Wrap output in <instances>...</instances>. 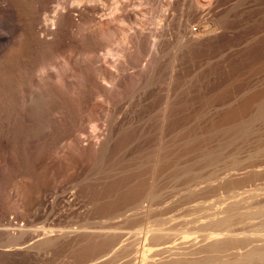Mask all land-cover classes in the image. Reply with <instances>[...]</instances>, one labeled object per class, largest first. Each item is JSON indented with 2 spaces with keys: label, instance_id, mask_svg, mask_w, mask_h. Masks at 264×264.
I'll return each instance as SVG.
<instances>
[{
  "label": "rangeland",
  "instance_id": "374dc122",
  "mask_svg": "<svg viewBox=\"0 0 264 264\" xmlns=\"http://www.w3.org/2000/svg\"><path fill=\"white\" fill-rule=\"evenodd\" d=\"M25 1L28 3L22 1L20 4L23 5L22 10L27 8L32 16H36L35 21L31 18L30 27L35 22L34 29L43 28V15L45 12L54 13L52 10L57 0H47L50 3H45L46 0ZM103 1L108 4L113 0ZM207 1L198 6L193 0H120L122 11L119 10L115 16L106 15L101 2L96 5L98 8L92 9L88 2L87 6L84 1H71L69 8L61 12V20L66 18L65 23L64 20L60 23V20L52 25L53 28L50 25L51 30L61 28L59 34H63L62 38L58 30L55 33L62 41L57 45L58 38L53 34L42 38L41 43L49 45L47 40L53 39V46H59L53 48L54 54L56 50L61 52L63 47L64 52H57L56 57L53 54L48 62L46 57V63L42 62L43 59L39 58L41 62L35 59L32 66L45 71L49 77L52 75L50 79H54L53 82L59 80L67 92L65 97L74 94L75 98H72L76 102L71 97L70 100L76 104L75 108L69 103L64 104L70 107L68 110L63 108L65 120L61 152L56 146L48 150L50 154L47 152L51 156H48L47 182L25 163L16 177L17 182L13 180L15 186L10 184L16 193L15 199L9 201L6 191H0V264H152L151 260L153 264H163V257L171 261L167 264H172L173 259L169 258L176 259L178 254V258L184 257L186 264L185 259H192L190 263L193 261L194 264H206L208 260L207 264H233L236 256L238 264L244 254H248L244 261L251 255L253 246L259 247L257 250L264 246V0ZM27 11L25 14H30ZM4 14L0 12V27L8 29L11 23ZM40 14H43L41 18ZM37 17L41 25H36ZM86 18L92 19L93 23ZM85 23L87 26L84 28ZM97 27L111 28L114 39H110L113 41L110 47L127 48L128 57L121 59L115 56L121 60L116 62L117 58H114L113 65V54V57L107 56L100 49L106 39L98 37ZM70 32L74 37H70ZM125 34L131 35L129 43L125 41ZM64 37L67 43L73 39L75 45L73 42L68 45ZM65 43L70 50L67 45L60 46ZM42 45L38 46L42 48ZM21 59L15 58L13 64L9 63L11 66L8 65L7 69L11 70L8 69V76L5 72L6 79L10 81L8 84H13L16 79L20 81L18 76L25 72L24 65L23 68L16 62H21ZM27 73L23 75L27 76ZM102 73L108 80L102 78ZM15 85H9L10 89L17 88L19 92L21 85ZM69 96L65 99L68 100ZM74 109L77 110L73 112ZM74 113L77 117L72 118ZM51 115L55 117V114ZM74 118L77 120L73 123ZM52 164L56 165L55 173ZM49 169L51 177H58L62 182L58 183L54 178L50 180ZM59 170L60 175L57 174ZM155 175L160 176L159 181ZM148 183H151V188ZM146 189L149 193L144 195ZM152 190L160 194L156 196L158 198ZM226 208L232 209L229 211L232 217L226 211L230 209ZM222 209L225 214H219ZM226 214L232 219L226 222L229 224L230 221L232 225H226L234 229L236 236H229L232 240L224 239L227 242L218 241L225 244L217 247L221 244L215 245L213 242L216 241L204 239L205 234L211 224H219L218 216L223 219ZM146 218L152 220L149 222ZM212 219H215L213 223ZM207 221H211L210 225ZM205 222L207 226L202 225ZM147 223L153 225L148 226ZM201 225L202 230L203 226H209L203 230V233L207 231L202 237L204 240L200 237L201 234L203 236L199 230ZM219 225L213 228L224 233L228 230L233 232L228 228L222 230L224 227ZM226 225L223 224L228 227ZM154 227L157 228L154 230L167 227L165 232L171 235L170 240L173 233L180 235H173L171 243L168 238H165L167 243L162 239L167 249L174 248L165 253V243L159 241V245L154 238L151 239ZM180 228L190 232L189 238L184 237L185 233ZM145 231L148 235L144 234ZM193 236L196 237L193 239ZM10 237H16L13 238L17 239L14 240L16 243L25 244L6 246ZM150 240L158 243L156 246L151 244L153 249L149 247ZM123 246L125 255L122 250L119 252ZM125 246L132 251L134 248V251L140 250V254L130 250L126 255L129 249ZM160 248H164L162 252ZM152 250L154 255L148 254ZM160 252L163 254L161 257ZM258 253L254 257L253 252L250 256L253 261L247 263L264 264V255L260 259ZM142 254L143 260L148 254L146 263L141 258ZM240 256L241 260L238 259ZM181 258L179 261L183 262ZM227 259L233 262L229 260L228 263ZM176 262L179 264L177 259Z\"/></svg>",
  "mask_w": 264,
  "mask_h": 264
},
{
  "label": "bare ground",
  "instance_id": "6f19581e",
  "mask_svg": "<svg viewBox=\"0 0 264 264\" xmlns=\"http://www.w3.org/2000/svg\"><path fill=\"white\" fill-rule=\"evenodd\" d=\"M19 1V0H0V12H1V14L2 13H5L4 15L6 16L5 17V19L7 20V18L9 19L8 21L11 23V27L9 28V27H7L8 29H6V28H2V27H0V191H1V193L3 192V191H6L5 192V195L7 196L6 198L10 201V200H13V199H15L14 197H16V196H14V195H16V193L14 194L13 192V187L15 186H13V180H14V183H16L17 182V180H18V178H16L17 176H18V173H20L19 171L20 170H22L23 169V167H22V164H24L25 165V163H26V165H28V167H30V168H32V170L33 171H35L37 174H38V176H40V177H44L43 178V180L45 181V176H46V174L49 172L48 171V168H49V162H48V153L50 154L51 152H48V150L51 148V147H53V148H55L54 146H56V147H58L59 149L61 148V145L60 144H62L61 142H63L62 140H63V135H62V129H63V125L62 124H64V120H65V117H63L64 115H65V112L63 111V108L65 109L66 107L64 106V104H66V105H69L70 104V106H75L74 105V103L76 102L73 98H75V95L73 94V93H71V94H73L72 96H73V98H72V96H69V95H67V96H69V99L68 100H66L68 97L66 96L65 97V95H66V93H65V89L64 88H62L61 87V84L59 83V80L58 81H56V82H53L52 80H54V79H50L51 78V76L49 77V75H46L44 72L45 71H43V70H41V69H39V68H37L36 66H32L34 63H35V59L37 60L38 59V61L39 62H41V60H42V62L44 61V63H46V61H47V59H49V58H51L52 56H53V54H54V52H55V50H53V48L54 49H56L55 47H57V46H53V44H55L54 43V41H53V39H50V40H47V41H49V45H47L48 43L47 42H45L44 40H46V39H43V41L45 42L44 44L43 43H41L42 42V38H48V36L50 35V37H51V35H53L54 34V36H55V31L56 30H58V28L57 29H53V30H51V27H50V25L52 26V25H56V23H57V21H60L61 20V17H62V14H61V12H63L62 10L63 9H66L68 6H70V2L72 1V3H80V2H85L86 4H87V6H88V3H90L91 4V7H92V9H96V5H100L99 3L101 2L102 4H101V6H103L104 8H106V15L108 14V15H114L115 16V13H117V12H119V10H121L122 9V7H121V2H120V0H113L112 2H109V3H111V4H107V3H105L103 0H57V2H54V3H56V7H55V11L54 10H52L54 13H50V14H54V15H50V14H46V12L44 13L45 15H43V18H42V22L44 23L43 24V28L41 27V28H39L38 29V27H37V29H34V24H35V22H33L34 24H32L33 26V28L32 27H30L31 25H30V23H31V18L32 19H34L35 17L34 16H32V14L29 12V11H27L26 9H24L23 8V10H22V8H21V6H23V5H20V4H23L22 3V1L23 2H25L26 4L28 3V2H26L25 0H20L19 2H21V3H19V5H18V3L17 2ZM28 1V0H27ZM45 1V0H44ZM53 0H51V2H52ZM191 1V0H190ZM194 1V3H195V5H204L203 3H205V1H207V0H193ZM212 1V0H211ZM48 1L46 0L45 1V3H47ZM88 2V3H87ZM207 2H209V1H207ZM48 3H50V2H48ZM54 3H53V5H54ZM98 3V4H97ZM52 4V3H51ZM81 4H83V3H81ZM193 4V3H192ZM47 6H48V4H46ZM52 5V6H53ZM73 5V4H72ZM76 5V4H75ZM194 5V6H195ZM27 5H24V7H26ZM46 6V7H47ZM51 5H49V8H52V7H50ZM55 6V5H54ZM80 6V5H79ZM83 6V5H82ZM86 6V5H85ZM96 6V7H95ZM198 6L196 7V8H198ZM45 7V8H46ZM72 7V6H71ZM77 7H78V5H77ZM76 7V8H77ZM90 7V8H91ZM191 7H193V5L191 6ZM45 8H44V10H45ZM49 8H48V12H49ZM69 8V7H68ZM79 8V7H78ZM98 8V7H97ZM71 9V8H70ZM75 9V8H74ZM73 8L71 9V10H73V11H75ZM47 10V9H46ZM29 12L30 14H25V12ZM51 11V10H50ZM77 11V10H76ZM93 11V10H92ZM109 13H108V12ZM122 11V10H121ZM44 12V11H43ZM43 12H41V13H43ZM65 13V12H64ZM70 14V12H67L66 11V14ZM26 15H28V16H31V17H29L28 18V16H26ZM41 14L39 15V17L40 16H42ZM105 15V14H104ZM66 16V15H65ZM0 17H2V16H0ZM4 17V16H3ZM39 17H37L38 19L36 20V25L39 23L40 25H41V20H40V18ZM66 17H68V15L66 16ZM93 17V16H92ZM4 19V20H5ZM87 19V18H86ZM31 20V21H30ZM38 20H40V22H37ZM64 20V19H63ZM63 20H61L60 21V23L61 22H63ZM65 20H66V18H65ZM65 20H64V23H65ZM68 20V19H67ZM88 21L89 20H91V22L90 23H93L92 22V19H87ZM87 20H84V21H86V23H87ZM95 20V18L93 19V21ZM33 21H35V19L33 20ZM69 21V20H68ZM96 21V20H95ZM5 23H6V21H4ZM3 22V23H4ZM30 22V23H29ZM8 23V22H7ZM6 23V24H7ZM60 23H58L57 25H59ZM69 23V22H68ZM84 24L83 26H84V28L87 26V24ZM89 23V22H88ZM96 23V22H95ZM0 24H1V18H0ZM102 24V23H101ZM159 24H161V23H159ZM66 25V24H65ZM65 25H63V29H64V27H65ZM2 26V25H1ZM5 26V25H4ZM47 26H48V28H47ZM60 26H62V25H60ZM69 26V25H68ZM93 26V25H92ZM97 26V25H96ZM40 27V26H39ZM57 27H59V26H57ZM89 27H90V25H89ZM88 27V28H89ZM35 28H36V26H35ZM52 28H53V26H52ZM60 28V27H59ZM92 28V27H91ZM94 28V27H93ZM206 28H207V25H206ZM61 29V28H60ZM59 29V30H60ZM66 29V28H65ZM205 29V28H204ZM59 30H58V34H59ZM68 30H69V27H68ZM67 30V31H68ZM94 30V29H93ZM61 31V30H60ZM66 30L64 31V32H67ZM95 32L97 33V35H98V37L99 36H101V38L103 39H106V42L105 43H103L101 46H100V49L102 50V51H104V53H105V55H110V57H113V61H111V63L114 65V61H116V62H118V61H120L122 58H127L128 57V53H127V55H126V49L127 48H125V47H123L122 49L123 50H120L121 49V47H115V45L113 46L114 47V49H112L113 47H110V46H112L111 44H113V41H111L110 42V39L111 40H113L114 38V36H112V34L114 35V33H113V30L111 29V28H108V27H105V28H101V27H97L96 28V30H95ZM61 33V32H60ZM62 33H63V30H62ZM68 33H69V31H68ZM91 33H93V32H91ZM67 34V33H66ZM65 33H64V35H66ZM93 34H95V33H93ZM92 34V35H93ZM60 36V38H62L61 37V35H63V34H59ZM69 35V34H68ZM71 35H73L71 32H70V37L72 38V37H74V36H71ZM95 36V35H94ZM56 38H58V41H56V43H57V45H58V42L59 41H62L59 37H58V35L56 34V36H55ZM66 37V36H65ZM64 37V38H65ZM68 37V36H67ZM66 37V38H67ZM76 37V36H75ZM66 38H65V42H66ZM69 38V37H68ZM124 38V37H123ZM187 38V37H186ZM55 39V38H54ZM60 39V40H59ZM53 41V42H50V41ZM57 40V39H56ZM71 40V42H69V43H71L72 44V42H73V44L75 45V41L73 40V39H70ZM73 40V41H72ZM123 40V39H122ZM130 40H131V35L130 34H125V41L126 42H130ZM68 41V40H67ZM110 42V44H109V42ZM192 41V40H191ZM108 42V43H107ZM62 43V42H61ZM60 43V44H61ZM64 43V42H63ZM67 43V42H66ZM62 44V45H60V46H63V45H65V47H66V45L68 44V45H70L69 43H67V44ZM43 44V45H42ZM52 46H51V45ZM77 44H78V42H77ZM77 44H76V46H77ZM116 44V43H115ZM38 45H40V47H41V45H42V48H40ZM67 45V49H68V47H70V46H68ZM72 46V47H75V46ZM184 45V44H183ZM185 45H187V44H185ZM36 46H38V49H40V54H39V52H36L37 50H36ZM36 47V48H35ZM59 47V46H58ZM57 47V48H58ZM64 48V47H63ZM62 48V49H63ZM76 48V47H75ZM75 48H73V49H75ZM42 49V50H41ZM62 49H60V51L62 52ZM66 49V48H65ZM68 50H70V48L68 49ZM68 50H66V53H68ZM58 53H61V52H59V50H56ZM56 52V55L58 54ZM64 52V51H63ZM62 52V53H63ZM71 52H72V50H71ZM114 52V53H113ZM36 53H38L39 55H37ZM61 53V54H62ZM73 53V52H72ZM71 53V54H72ZM112 54H113V56H112ZM38 57H37V56ZM41 55V56H40ZM49 55H51L50 57H49ZM56 55L54 54V56L56 57ZM64 55H65V53H64ZM104 55V54H103ZM40 56V57H39ZM53 56V57H54ZM70 56V55H69ZM115 56H119L121 59L119 60V58H117V57H115ZM37 57V58H36ZM42 57V58H41ZM46 57H48V58H46ZM58 57V56H57ZM73 57V56H72ZM71 57V58H72ZM176 57V56H175ZM15 58H17V59H19L20 60V58H23V60L20 62L19 60H16V62H18L19 63V65H21L22 67H23V65H24V67H25V72L24 71H22L23 69L21 68V66H20V69H22L21 70V72H24V73H26L27 71H28V73H27V76H28V78L27 79H25V80H23L24 78H26L27 76H25V75H23L24 73H22V74H20V76H18L19 77V79L18 80H20V81H17V79H16V81H17V83L19 84V85H21V87L19 86L18 88H21V89H19V92H18V89L16 88V90H17V94H15L16 93V90H12V89H10V86H12V87H14V85L16 84L17 85V83H16V81H12V83L13 84H11V83H9L8 84V82H10V81H8V78L6 79V76H5V72H7V76H8V69H10L11 70V68H8L7 69V67H8V65L9 66H11L9 63H12L13 64V61L12 60H14ZM41 60H40V59ZM46 58V61L44 60ZM114 58L116 59V60H114ZM53 59V58H52ZM175 59V58H174ZM50 60V59H49ZM48 60V61H49ZM126 62L128 61V59H124ZM173 60V59H172ZM172 60H171V62H172ZM12 61V62H11ZM47 61V62H48ZM52 61V60H51ZM34 62V63H33ZM54 62V61H53ZM115 62V63H116ZM129 62V61H128ZM127 62V63H128ZM20 63H23V64H20ZM17 64V63H16ZM42 63H40V65H41ZM35 65V64H34ZM36 65L38 66L39 65V63H36ZM172 65V64H171ZM170 65V66H171ZM176 65V64H175ZM173 66H174V64H173ZM23 67V68H24ZM39 67H41V66H39ZM42 67H44V64H42ZM112 67V66H111ZM17 68V67H16ZM35 68H37V69H35ZM7 69V70H6ZM10 70H9V73H10ZM27 70V71H26ZM48 70V69H47ZM30 73V74H29ZM48 73V72H47ZM22 75L24 76L23 78H22ZM104 75H106V74H103L102 73V78H105L106 76H104ZM22 80H21V79ZM54 78V77H53ZM108 80V78L106 77L105 78V80ZM56 80H57V78H56ZM8 81V82H7ZM24 81V82H23ZM22 84H21V83ZM169 83V82H168ZM175 84V83H174ZM10 85V86H9ZM15 85V86H16ZM172 86H173V84H172ZM74 87V86H73ZM168 88H169V85H168ZM75 89H76V87H75ZM77 90V89H76ZM14 91H15V93H14ZM169 92V91H168ZM76 93V92H75ZM97 94V93H96ZM99 94V93H98ZM97 94V95H98ZM100 95V94H99ZM167 96H169V94H167ZM72 98V100H74L75 102L73 103L72 102V100H70L71 98ZM66 98V99H65ZM170 98H172V97H170ZM70 100V102H68ZM165 100H167L166 98H165ZM166 102V101H165ZM164 102V103H165ZM67 103H69V104H67ZM168 103V102H167ZM173 103V102H172ZM76 104V103H75ZM69 106V107H70ZM165 106V105H164ZM69 107H67V109L66 110H68L69 109ZM163 107V106H162ZM73 108H75V107H73ZM76 108H77V106H76ZM71 109V108H70ZM172 109V108H171ZM77 109H74V111L73 112H75ZM170 110V109H169ZM62 111L64 112V113H62ZM71 111H72V109H71ZM70 111V112H71ZM162 111V110H161ZM166 111V110H165ZM172 111V110H171ZM78 112V111H77ZM170 112V111H169ZM51 114H55L54 116L55 117H53ZM62 114H64L63 116H62ZM164 115H165V112L163 113ZM163 114L161 115V116H163ZM71 115V114H70ZM49 116H51V117H53L54 118V120L51 118V117H49ZM77 117V115H76V113H74L73 114V116H72V118L73 117ZM160 116V117H161ZM164 117V116H163ZM163 117H162V121H163ZM52 119L53 121H52V124L50 123L51 121H50V119ZM64 118V119H63ZM70 118H71V116H70ZM72 118H71V120H72ZM168 118V117H167ZM76 118H74L73 120L74 121H71V122H75L76 120H75ZM91 119V118H90ZM170 120V119H169ZM164 121H165V117H164ZM63 122V123H62ZM54 123V124H53ZM72 123V124H73ZM91 123V122H90ZM162 123V122H161ZM160 123V124H161ZM167 123V125H168V122H166ZM96 124V123H95ZM74 125H77V124H74ZM162 125V124H161ZM164 125V124H163ZM159 126V125H158ZM75 127V126H74ZM93 129V128H92ZM160 129V128H159ZM159 131V130H158ZM76 132V131H75ZM163 132V131H162ZM159 135V137H160V133L158 134ZM163 135H165V134H163ZM63 136V137H62ZM159 137H158V139H159ZM163 137V136H162ZM162 137H161V139H162ZM165 139V138H164ZM164 139H163V141H164ZM159 141V140H158ZM160 144H161V142H160ZM157 146V145H156ZM159 146V145H158ZM157 146V147H158ZM160 147H161V145H160ZM162 147H164V145L162 146ZM156 149H158V148H156ZM165 149V148H164ZM163 149V150H164ZM52 150V149H51ZM57 150V149H56ZM161 150H162V148H161ZM50 151V150H49ZM53 151H54V149H53ZM58 151V150H57ZM158 151V150H157ZM156 151V152H157ZM48 152V153H47ZM55 152V151H54ZM60 152H61V149H60ZM155 152V153H156ZM159 152H161V151H159ZM158 152V153H159ZM163 152V151H162ZM164 153H165V150H164ZM154 154V153H153ZM157 154V153H156ZM58 155V154H57ZM161 155H164V154H161ZM49 157H51V156H49ZM159 157H160V155H159ZM153 158H155V155L153 156ZM163 158H164V156H163ZM54 159V158H53ZM155 161H156V158L154 159ZM153 160V161H154ZM161 160H162V158L159 160L160 162H161ZM49 161H50V159H49ZM53 161V160H52ZM154 161V162H155ZM56 162H57V159H56ZM58 162H59V160H58ZM57 162V163H58ZM157 162H158V160H157ZM51 163H53V162H51ZM57 163H54V164H56L57 165ZM159 163V162H158ZM60 164V163H59ZM160 164V163H159ZM159 164H158V167H159ZM56 165H54V166H56ZM156 165V164H155ZM53 166V164L51 165V167ZM53 166V167H54ZM21 167H22V169H21ZM27 167V168H28ZM51 167H50V169H51ZM60 167V166H59ZM25 168V167H24ZM49 169V170H50ZM54 169H55V171H54V173L56 172V168L54 167ZM57 169H59L58 167H57ZM53 170V169H52ZM155 170H156V168H155ZM58 173L57 174H59V173H61L60 172V170L59 171H57ZM157 172H158V170H157ZM35 173V174H36ZM50 173H51V175L49 174V176L51 177L52 176V171L50 170ZM53 173V174H54ZM156 173V172H155ZM56 174V175H57ZM158 174V173H157ZM20 175V174H19ZM55 175V174H54ZM55 175V176H56ZM60 175V174H59ZM48 175H47V177H49ZM61 176H62V174H61ZM152 176V175H151ZM156 176V175H155ZM158 176V177H157ZM156 177H157V179L160 177L159 175H157ZM39 177V178H40ZM46 177V179H48ZM16 178V179H15ZM42 178H40V179H42ZM53 178H54V176H53ZM52 177H51V179L50 180H52L53 179ZM59 178H60V176H59ZM154 178V177H153ZM54 179H57V181H59L58 180V177L56 178H54ZM150 179H151V177H150ZM156 179V180H157ZM42 180V181H43ZM155 180V179H154ZM160 180V178L158 179V181ZM12 181V182H11ZM56 181V180H55ZM45 182H47V181H45ZM52 182V181H51ZM60 182H62L61 180L58 182V183H60ZM148 182H150V181H148ZM161 182V181H160ZM56 183V182H55ZM147 183V182H146ZM10 184H12V186L13 187H11V185ZM52 184H53V182H52ZM57 184V183H56ZM149 184V183H148ZM151 184V183H150ZM150 184L149 185H147V186H149L150 187ZM156 184V183H155ZM160 184V183H159ZM158 184V185H159ZM48 185V187L50 188V184H47ZM47 185H45V186H47ZM58 185V184H57ZM56 185V186H57ZM59 185H62V183L61 184H59ZM157 185V184H156ZM157 185V186H158ZM161 185V184H160ZM40 186H42V183H41V185ZM44 186V187H45ZM52 186V185H51ZM53 186H55V184H53ZM156 186V187H157ZM48 187H46L47 188V191H50L49 190V188ZM74 187V186H73ZM149 187H146V188H149ZM151 188V187H150ZM150 188H149V190H150ZM158 188V187H157ZM156 188V189H157ZM160 188V187H159ZM43 189V188H42ZM52 190H53V188H51ZM152 189H153V187H152ZM156 189H154L155 191H157ZM44 190H45V188H44ZM54 190H56V188L54 189ZM147 190L148 189H146V193L144 194V195H146L147 193H149V192H147ZM161 190V189H160ZM145 191V190H144ZM153 191V190H152ZM152 191H151V193H152ZM155 191H153V193L155 192ZM4 193V192H3ZM158 193H160V192H158ZM1 195V194H0ZM144 195L142 196L143 198H144ZM154 195H155V197L158 195V194H156V193H154ZM160 195V194H159ZM158 195V196H159ZM2 197H4L5 198V196L3 195ZM147 198H148V195H147ZM147 198H145V199H147ZM156 198H158V197H156ZM6 199V202H8V200ZM140 199H142V198H140ZM145 199H144V201H145ZM151 202H152V199H153V197H152V195H151ZM155 200V199H154ZM141 201H143V200H141ZM140 201V202H141ZM147 201V200H146ZM148 202V201H147ZM150 202V203H151ZM142 203V202H141ZM146 203V202H145ZM150 203H149V208H150ZM153 203V202H152ZM139 204V203H138ZM143 204V203H142ZM156 205V204H155ZM142 206V205H141ZM144 206V205H143ZM146 206H147V204H146ZM154 205H152V207H153ZM142 208V207H141ZM145 208V207H144ZM147 208V207H146ZM151 209V208H150ZM150 209H148V216H149V213H150ZM153 209V208H152ZM226 209H230V210H226ZM225 210L226 211H230L231 212V208H226ZM223 211H220L219 212V214L221 213V214H223L222 212H224V214H225V212L226 211H224V209H222ZM143 211V210H142ZM153 211V210H152ZM147 212V211H146ZM227 212V213H228ZM228 213L229 215L231 214V213ZM233 213V212H232ZM228 214H226L225 215V217H223V219L225 218L226 219V221H224L222 218H220L219 216H218V219H217V216H216V219H217V221L219 222H221V221H223V222H225V223H222V224H220V222H219V226L220 227H224V229H222V230H225L226 228H228V229H230V227L229 226H231L232 224L230 223V221H229V224L228 223H226L228 220H230L231 219V217H232V215H230L229 217L227 216ZM148 216H147V218H148ZM153 216V215H152ZM228 217V219H227V217ZM144 217H145V215H144ZM146 218V220H148ZM153 218H154V216H153ZM215 218V217H214ZM161 220H162V218H160ZM220 219H222V220H220ZM149 220H152V219H149ZM148 220V221H149ZM211 220V219H210ZM213 221H212V223L214 222V220L215 219H212ZM232 220V219H231ZM154 221H155V219H154ZM158 221H159V219H158ZM158 221H156L154 224H156ZM217 221H215L216 223H217ZM150 222V221H149ZM152 222V221H151ZM161 222V221H160ZM208 222V221H207ZM209 222H211V221H209ZM209 222H208V224H209ZM204 223V222H203ZM162 225H163V223H161ZM164 224H166V223H164ZM207 223L205 222V224H202V225H205V226H207L206 225ZM223 224L224 225H226V224H228V225H226V226H228V227H225V226H223ZM147 225L149 226L150 225V223L148 224L147 223ZM153 225V224H152ZM152 225H150V226H152ZM160 225V224H159ZM202 225H201V227H199V230L200 231H202V232H200V233H203V230L204 229H206L207 230V228L209 227H206L205 228V226H203V230H202ZM210 225V224H209ZM213 224H211V227H212V229H214L213 227L215 226V227H217L218 225L217 224H215L214 226H212ZM154 226H157V228H158V225H154ZM164 226V225H163ZM145 227V226H144ZM211 227H210V229L209 230H211V231H209L208 230V232L207 231H204L205 233H203V236H201L200 235V237L202 238H204V234H205V237L206 238H204V239H208L209 238V240L210 239H212L213 241H216V242H213V244L215 243V245H217V243H218V241H220V242H222V241H226V240H224V239H229L230 237L229 236H233L234 235V229L232 230V228L230 229V230H232L233 232H231V231H229L228 230V232H226L225 231V233L223 232V231H221V230H218L217 228H215L214 230H212L211 229ZM146 228H147V226H146ZM146 228H145V230H146ZM157 228H153V234L151 233V237H149V239L151 238L152 240H153V238H154V241H156V242H158L159 243V241H162V239H164L165 240V238L167 239V240H169V242L172 240V238L176 235H174V233L172 234V238H171V240H170V237L169 236H171V235H169V234H167L166 232H165V228H167V227H165L164 228V230H162V228H161V230L159 229V230H154V229H157ZM201 228V229H200ZM142 229H143V227H142ZM150 229H152V227L150 228L149 227V230ZM177 229V228H176ZM167 230V229H166ZM168 230H169V227H168ZM170 230H171V228H170ZM172 230H173V228H172ZM178 230H179V228H178ZM177 230V231H178ZM180 230H183V228L181 229L180 228ZM185 230V229H184ZM183 230V232L182 233H185V235H184V237H188V235L190 234V232L188 233L187 231H184ZM186 230H188V229H186ZM190 230V229H189ZM188 230V231H189ZM227 230V229H226ZM263 230V229H262ZM144 231V230H143ZM142 231V232H143ZM191 231V230H190ZM47 232V231H46ZM140 232H141V230H140ZM146 232V231H145ZM144 232V234H147L148 235V233L146 232L145 233ZM149 232V231H148ZM171 232V231H170ZM169 232V233H170ZM173 232V231H172ZM180 232V231H179ZM256 232H257V230H256ZM175 233H177V232H175ZM239 233V232H238ZM141 234V233H140ZM139 234V235H140ZM181 234V233H180ZM195 234H197V232L196 233H194V235ZM236 234H237V232H236ZM261 234V233H260ZM150 235V234H149ZM153 235V236H152ZM174 235V236H173ZM177 235H179V234H177ZM176 235V236H177ZM191 235H193L192 233H191ZM238 235V234H237ZM263 235V234H262ZM175 236V237H176ZM180 236V235H179ZM183 236V235H182ZM181 236V237H182ZM198 237H199V235H197ZM234 236H236V235H234ZM118 237H119V235H118ZM140 237V236H139ZM144 237H145V235H144ZM180 237V238H181ZM184 237H182V238H184ZM196 236H193V239L195 238ZM198 237L196 238V239H198ZM224 237H226V238H224ZM258 237H261V236H259L258 235ZM13 238H16V237H13ZM13 238L12 237H10V239H9V244H7L6 246H19V244H21V246H23L22 244H25V242L24 243H16V242H14V240H13ZM141 238V237H140ZM139 238V239H140ZM147 238V237H146ZM181 238V239H182ZM189 238V237H188ZM202 238V239H203ZM234 238V237H233ZM237 238V237H236ZM235 238V239H236ZM46 239V238H45ZM45 239H44V241H45ZM144 239V238H143ZM142 238H141V240H143ZM148 239V240H149ZM203 239V240H204ZM221 239V240H220ZM227 239V240H228ZM17 240V239H16ZM15 240V241H16ZM122 240V239H121ZM152 240H150L151 241V243L149 244V245H147V244H145V241H144V244L145 245H147V246H149L150 248H151V244H155V246H156V244L158 245V243H155V242H153ZM230 240H232L231 238H230ZM260 240V239H259ZM263 240H264V238H263ZM262 240V241H263ZM166 241V240H165ZM165 241L163 242L162 241V243H165ZM188 241H191V240H188ZM187 241V242H188ZM133 242H135V241H133ZM133 242H132V244H130V245H133ZM147 242V241H146ZM168 242V243H169ZM185 242H186V240H185ZM211 242V243H212ZM218 243V245H220L221 243ZM227 242V241H226ZM119 243V242H118ZM124 243V242H123ZM166 243H167V241H166ZM166 243H165V245H163V246H165V248H166ZM171 243V242H170ZM211 243L208 245V246H210L211 247ZM127 244V243H126ZM128 244V245H129ZM182 244V243H181ZM222 244H225V243H222ZM222 244L220 245V246H217V247H221L222 246ZM27 245V244H26ZM117 245V244H116ZM135 245V244H134ZM139 245V244H138ZM159 245H160V243H159ZM215 245H212V246H215ZM154 246V245H153ZM152 246V247H153ZM154 246V247H155ZM162 246V245H161ZM162 246V247H163ZM207 246V245H206ZM256 246V245H255ZM255 246H253L251 249H250V253L249 254H253V252H254V254H253V256L254 257H256V254L258 253L259 254V257H260V259H262V257H263V255H264V249H263V245H262V247H260V251L259 250H257L259 247H255ZM259 246H261V245H259ZM20 247V246H19ZM116 247V246H115ZM120 247H122V246H120ZM125 247H127V246H125ZM135 247H137L136 245H135ZM139 247V246H138ZM145 247V246H144ZM149 247H148V249H149ZM160 247V246H159ZM159 247H157V248H159ZM168 247H170V246H168ZM134 248V247H133ZM132 248V249H133ZM172 248H174L173 246H172ZM172 248H166V249H164V248H160V251L162 252V250L166 253L167 252V250H171ZM215 248V247H214ZM253 248H255L256 249V252L255 251H253ZM261 248H262V250H261ZM127 249H129V247H127ZM135 249V248H134ZM134 249H133V251H134ZM142 249V248H141ZM144 249V248H143ZM151 249H153V248H151ZM206 249L207 248H205L204 249V251H206ZM216 249V248H215ZM218 249H220V248H218ZM122 250V251H121ZM124 250V251H123ZM130 250H131V248L129 249V251H127L126 252V255H128V253H130ZM145 250V249H144ZM155 251L157 250L156 248L154 249ZM159 250V249H158ZM166 250V251H165ZM212 250H214V249H211V251ZM122 252L123 254H124V252L126 251L125 250V248H124V246H123V249L122 248H120V250H119V252ZM132 250H131V252H133ZM136 251H138V255L140 254V250H135L134 252H136ZM143 251V250H142ZM141 251V252H142ZM219 251V250H218ZM251 251H252V253H251ZM262 251H263V253H262ZM117 252V251H116ZM144 252V251H143ZM160 252V253H161ZM215 252V251H214ZM249 252V251H248ZM137 253V252H136ZM135 253V254H136ZM145 253H147V251L145 252ZM155 253H157V252H155ZM159 253V252H158ZM157 253V254H158ZM237 252H235V254H236ZM261 253V254H260ZM117 254V253H116ZM144 254V253H143ZM143 254H142V256H141V258H142V260H143ZM148 254H150V255H152L153 254V250H152V253H148ZM147 254V255H148ZM125 255V254H124ZM124 255H120V256H124ZM146 255V254H145ZM146 255V256H147ZM154 255V254H153ZM160 255V257H161V255H163L162 253L161 254H159ZM179 255L180 254H178V257H179ZM213 255H214V253H213ZM213 255H212V257H213ZM237 255V254H236ZM250 255V256H251ZM261 255H262V257H261ZM136 256V255H135ZM146 256H145V263H146ZM182 256V255H181ZM215 256H216V254H215ZM234 256V255H233ZM232 256V257H233ZM239 256V255H238ZM245 256V257H244ZM246 256H248V254L246 253V254H244L243 256H242V258H241V256L240 257H238V259L239 258H241V259H239V260H241V261H243V262H245V263H243V264H246L247 262H250V261H253V257H251L250 258V256L244 261V259L246 258ZM115 257L116 258H120L119 256H117V255H115ZM114 257V258H115ZM138 257V256H137ZM151 258H152V256H150ZM158 255H157V258H160ZM176 258L177 259V261L179 262V264H183L184 263V257L182 256V258H181V260L183 261V262H181V261H179L180 260V258ZM210 257H211V255H210ZM218 257V256H217ZM237 257V256H236ZM235 257V258H236ZM244 257V258H243ZM257 257H258V255H257ZM259 257H258V259H259ZM116 258L114 259V260H116ZM136 258V257H135ZM134 258V259H135ZM140 258V259H141ZM154 258V257H153ZM156 258V257H155ZM155 258H154V261H155ZM166 257H163L162 258V260L164 261L165 260V262L163 263V264H167L168 262H171V261H167L166 259H165ZM235 258L233 259L234 260V263H236L235 262ZM253 258V259H252ZM169 259H173L172 261H173V263L172 264H177V262H176V259H174V258H169ZM189 259V258H188ZM198 259V258H197ZM213 259V258H212ZM252 259V260H251ZM257 259V258H256ZM137 260V259H136ZM142 260L141 261H139V262H141L142 263ZM143 260V261H144ZM148 260V259H147ZM150 260V259H149ZM175 260V261H174ZM192 260V259H191ZM190 259H189V261L187 260V259H185V261L187 262V264H194L193 263V261L190 263V261H191ZM194 260V259H193ZM203 260V259H202ZM201 260V261H202ZM228 260V263H230L229 262V260L230 259H227ZM232 260V259H231ZM230 260V261H231ZM237 260V259H236ZM249 260V261H248ZM240 261V262H241ZM263 261H264V258H263ZM136 262V261H135ZM148 262V261H147ZM151 262H152V264H153V261L151 260ZM155 262H157V261H155ZM189 262V263H188ZM194 262H196L195 260H194ZM197 262H198V260H197ZM199 262H200V259H199ZM207 262H209V260L207 261ZM207 262H206V264H207ZM231 262H233V261H231ZM237 262H238V260H237ZM239 262V263H240ZM262 262V261H261ZM137 263V262H136ZM158 263H160V262H158ZM157 263V264H158ZM203 263V262H202ZM233 263V264H234ZM238 263V264H239ZM241 263V264H242ZM138 264V263H137ZM147 264V263H146ZM148 264H150L149 262H148ZM156 264V263H155ZM161 264V263H160ZM171 264V263H170ZM184 264H186V263H184ZM199 264V263H198ZM237 264V263H236ZM248 264V263H247Z\"/></svg>",
  "mask_w": 264,
  "mask_h": 264
}]
</instances>
